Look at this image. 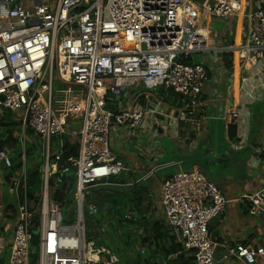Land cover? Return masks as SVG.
<instances>
[{
	"label": "built area",
	"instance_id": "built-area-1",
	"mask_svg": "<svg viewBox=\"0 0 264 264\" xmlns=\"http://www.w3.org/2000/svg\"><path fill=\"white\" fill-rule=\"evenodd\" d=\"M251 6L250 1L245 12L244 0H0V119L9 112L18 119L23 136L27 130L34 132L42 141L43 159L42 190L34 209L26 197L24 150L20 173L10 179L16 221L9 264L118 263L98 261L104 250L95 252L96 242L87 238L85 223V213L96 216L98 209L85 208L84 193L98 180L131 171L116 145L138 138L147 119L154 140L144 152L146 158H158V134L167 129L161 119L171 130L182 124L198 127L207 75L194 55H230L246 73L241 85L251 84L248 99L258 100L252 83L264 78V0L256 1L255 10ZM240 14L246 27L241 43L212 49L191 45L204 22ZM56 84L64 89L55 90ZM159 89L176 93L182 105L170 110ZM262 90L264 94V83ZM55 92L62 97L56 108ZM231 107L221 120L236 127L239 140L229 141L237 152L247 141L248 128L241 123L238 103ZM69 136L79 139L77 157L59 166L62 143L58 141L52 153L51 142ZM187 144L196 150L198 142ZM257 153L264 154V142ZM0 164L13 167L9 152L0 151ZM71 168L76 209L73 224L67 225L51 200L50 181L62 184ZM242 200L249 217L263 222L264 184ZM159 201L162 221L181 247L171 258L184 252L194 258L192 264H214L217 244L209 226L228 204L218 186L198 169L179 171L163 181ZM227 257L261 264L264 249L238 244L227 248Z\"/></svg>",
	"mask_w": 264,
	"mask_h": 264
},
{
	"label": "crops",
	"instance_id": "crops-1",
	"mask_svg": "<svg viewBox=\"0 0 264 264\" xmlns=\"http://www.w3.org/2000/svg\"><path fill=\"white\" fill-rule=\"evenodd\" d=\"M230 19L235 20L234 25L230 26L227 24L223 29H220L217 32L210 28L212 23L219 24V22H221L224 24ZM244 23L245 21L241 14L220 20H208L200 26L201 31L200 29L196 31L197 33L194 35L191 45L197 47L206 46L208 49L221 46H231L233 44L237 45L242 42L244 37ZM205 26H207V30L204 29ZM201 55L203 56V61L205 63L208 62L207 66L203 65L202 62L197 63L195 60L194 61L205 68L207 75V81L203 85L205 105L199 110L202 120L198 122V127H192L189 124H182L178 128L173 127L174 130H171L169 129L167 121L161 119V124L167 129L165 133L162 130L159 131L157 138L159 148L158 158L153 161L152 165L156 163V160H158L159 163L160 160L164 159V150L166 148L162 142L163 139H171L176 145L177 150L174 154L176 153L177 155H184L197 150V148L196 150H190L188 147L187 143L192 139L198 140L201 138L202 142H204L203 145L205 146L208 136H204V133L206 131V125L209 122L215 123L219 121L220 126H222L224 140L230 145L226 130L229 121H222L221 118L227 109L230 110L232 105L238 103L237 111L241 112V123L248 128L247 141L243 147L246 150L245 152L248 153L247 159L243 163L244 168L241 169L242 165L237 162H234L232 166H228L227 163L232 159V155L234 154H227L226 158L221 160V164H223L220 171L221 176L216 178L210 176L208 172L203 170L197 159L198 157L195 158L191 156L189 159L192 163L191 168L187 170L183 169L184 166H187L186 162H188V160H186L184 163H179L176 172L198 169L208 178V180L213 182L221 190L223 196L228 201V204L223 213L218 218L214 219L209 226L211 239L217 244L213 256L214 264H244L235 258H225V256H227V248H234L235 245L238 244L250 247H261L264 249V221L262 222L256 218L249 217L247 213L248 205L242 200V196H247L248 194L255 192L264 184V154L257 153V150L261 151L264 142V111H259L257 115L250 110V106L257 103H261V108H264V94L262 93V83H264V78L258 79L252 83L256 87L253 94L258 96V100H250L248 97L250 96V93L252 94L250 88L251 84L247 87L241 85L242 78L244 79L247 77L246 73L243 72V69H240L239 66L233 63L231 57L227 58L225 55L214 51ZM229 59H231V61ZM227 62L230 64L229 68L227 67ZM167 98L168 100L166 103L170 110L177 109L182 105V102L179 105V98H176L174 95H170ZM253 128H256V131L252 134V131L254 130ZM141 130L138 138L142 139L138 146H135L134 149H127L124 146V143H119L116 145V151L119 146L122 147L121 151L117 153L119 158L130 167L131 171L127 173L130 179L134 182L135 177L138 176L139 180H142L143 183H147L148 181L144 178L143 174L145 170H148L147 172L150 178L153 177L152 175L156 176L157 174H155V171L153 170L154 167L151 164L145 163L147 158L144 156V152L149 149L150 144L154 140V127H152L151 120L147 119L144 128ZM237 133L238 131H236V138L239 140ZM24 149L23 146L22 151ZM242 149L240 151H242ZM230 150L232 153L240 152H234L231 148ZM148 158L152 159L151 157ZM252 161L253 166L250 165V162ZM227 166L228 168L224 169ZM17 174L18 172L13 174L12 171L5 170L0 164V253L4 250V255L6 251L11 248L16 221L15 206L12 204V199L14 200V197L10 194L9 188L11 177H16ZM169 176L170 175L162 178L157 177L152 183L148 182L151 199L143 204L144 208H150L144 215L148 220V222L144 224L145 229L152 226L155 221L162 220V209L159 201L160 192L163 181ZM137 183L133 185L139 186ZM131 229L124 230L125 233L130 232V236L133 239L130 245L123 247V253L127 255L126 258L131 260L128 264H133L132 258L134 257L135 252L138 253V251H135L134 249L135 246L139 245V236L142 235V229L140 230L138 227ZM165 230H167V228L164 229V232ZM168 234L169 237H173L170 230ZM124 244L125 243H123V245ZM96 245L97 243H95V247ZM141 253L143 254L144 252L142 251ZM106 258L107 257L103 258L101 262H107ZM168 260L173 259L171 256L168 257L165 264ZM98 261L100 262V259H98ZM260 262L261 264H264V260Z\"/></svg>",
	"mask_w": 264,
	"mask_h": 264
},
{
	"label": "trees",
	"instance_id": "trees-1",
	"mask_svg": "<svg viewBox=\"0 0 264 264\" xmlns=\"http://www.w3.org/2000/svg\"><path fill=\"white\" fill-rule=\"evenodd\" d=\"M225 57L230 58V55L225 54ZM229 60L231 61V59ZM227 67H230L229 62H227ZM162 94L165 96L164 100L166 102L168 100L167 97L174 95L176 98H179V105L181 104L182 98L176 93L172 91L165 93L162 91ZM13 125L16 124L11 121L1 120L0 127L9 129V136L6 140L0 139V151L4 150L9 152L13 167L5 170H10L14 174L16 172L20 173L22 167L20 159L23 151L15 153L14 155L16 139L12 136V129L9 128ZM236 131L237 129L235 126L228 125L227 133L230 141L237 140ZM26 132L32 133L40 140V142H42L34 132L30 130H27ZM56 141L53 140L51 145L58 143V141L62 143V158L59 162V166H63L70 159L77 157L79 145V139L77 136L63 137ZM24 154L26 163V197L29 200L30 209H34L39 201L38 192L40 189L39 186L41 185L40 169L43 163L41 145L38 147L31 146L29 148L26 146ZM34 157H36V159H34ZM28 166L33 169L31 172H29ZM74 175L75 169L71 168L70 173L63 177L62 184L55 186L54 178L50 181L52 200L59 205L61 212L65 217V221L69 223L73 221L76 209V179ZM115 188V191H110V189H100L97 192L91 191L88 188V190L84 193V206L87 208L93 205L98 209V214L96 216H89L85 213V223H91L94 233L93 235H96L97 238L96 241L101 239L103 244H106L108 249L117 251L118 255L121 257L117 264H128V262L131 261L128 260L126 258L127 255L123 253V247L130 245L133 241L130 236L129 240L131 242H128L129 240H124L123 232L124 230H130L131 228L135 229L138 227L139 229H142V237L139 236V245L135 246L134 249L135 251H138V253L134 251L135 254L132 258L133 264H165L168 257L181 251V247L175 242V239L173 237H169L168 232L170 229L165 226L162 220L155 221L149 231L142 228L145 227L144 224L148 222L144 215L150 208H144L141 196H136L135 198V196H131L129 192L125 190V187H119V185ZM19 191L23 192L21 185ZM130 215L132 217L136 216L137 219H133ZM166 228L167 230L164 232V229ZM87 236L88 239L92 238L91 233ZM37 240L38 236L34 235L32 245L36 246ZM104 240H106V242ZM123 243L125 244L123 245ZM142 251L144 252L143 254L141 253ZM193 262L194 258L191 254L183 252L175 259L168 260L166 264H192ZM0 264H3L2 260L0 261Z\"/></svg>",
	"mask_w": 264,
	"mask_h": 264
},
{
	"label": "rangeland",
	"instance_id": "rangeland-1",
	"mask_svg": "<svg viewBox=\"0 0 264 264\" xmlns=\"http://www.w3.org/2000/svg\"><path fill=\"white\" fill-rule=\"evenodd\" d=\"M245 1V12H248L250 9V1H251V8L252 10H255V3L257 0H244ZM227 24H229L230 26L235 24V20H229L226 21L224 24L219 22V24H215L212 23L211 25V29L215 30L216 32L219 31L220 29H223ZM245 25V23H244ZM204 29H208L207 26L204 27ZM246 35V27L244 29V36ZM193 60H195L197 63H201L203 65H208V62L205 63L203 61V56L201 54H196L193 56ZM55 90H63L64 87L62 85H58L56 84ZM129 91V90H127ZM143 88H141L140 90H138L135 94L137 96L141 95L143 92ZM158 93H162V89H159L157 91ZM120 97L122 98V100L124 99V97L122 95H120ZM62 97L59 96L56 92L54 93V99H53V106L54 108H56L58 106V101L61 100ZM125 102V100H124ZM262 104L261 103H257L254 104L252 106H250V110L254 113L258 115L259 111H264V108L262 109ZM2 121H11L16 125L10 126L9 128L12 129V136L13 138L16 139V144L14 146V155L15 153H19L22 151L23 146L24 148L27 146V148L31 147V146H40L41 142L40 140L33 135L32 133H28L26 132L25 135L22 137L23 133L21 130V126L20 123L18 121V119L10 114L9 112H5L4 111V117L2 119H0V122ZM256 123V122H253ZM254 130L252 131V134L256 131V128H253ZM8 130L7 128L4 127H0V139L2 140H6L9 136L8 134ZM205 133L204 136H208L207 138V143L204 146L202 142V139H198V145H197V150L193 151L192 153H188V154H184V155H177L176 153L174 154V152L177 150L176 149V145L171 141V139H163L162 142L164 143V147L166 148L164 150V159L160 160L158 163V160H156V163L152 165L153 161L155 160V157H153L152 159L147 158L145 160L146 164H151L154 167V171L156 176L152 175L153 177L150 178L149 174H148V170H145L143 172L144 174V178L149 182L152 183L154 181L155 178L159 177H166L168 175H171L173 173H175L178 170L179 167V163H184V161L186 162V160H188L187 166H184V170L190 169L192 166L191 161L189 160L190 157H198V161L200 163V165L202 166L203 170L205 172H208L210 174V176L212 177H216L218 178L219 176H221V169L223 164H221V160L226 158L227 154H234L232 155V159L227 163L228 166H232V164L234 162H237L239 164H241V169L244 168L243 163L244 161L247 159L248 153H246L245 149L238 153H232V151L230 150V145H228V143L224 140L223 137V132H222V126H220L219 121L215 122V123H207L206 128H205ZM24 138H26V140L24 141ZM141 139L142 138H135V139H129L126 143H124V146L128 149H134L135 146H138L139 143H141ZM56 141V140H54ZM23 142H25V144H22ZM57 142V141H56ZM57 143H54V145H51V151L52 153L55 151V146ZM121 146L118 147L117 152L121 151ZM34 159H36V157H34ZM35 162V161H33ZM37 163V162H35ZM150 165V166H151ZM228 166L224 169H227ZM29 168V172H31L33 169L28 166ZM150 178V179H149ZM41 179V176H40ZM112 180L116 181L117 183L120 182H126L125 186H123L122 184L119 185V187H125L129 194L131 196H141V200L142 203H146L150 198V193H149V189H148V182L143 183L142 180L138 179V176L135 177V183L133 182V180L130 179L129 175L127 173L122 174L120 177H115ZM137 184L139 186H135L132 184ZM40 186H39V192L38 195H41V190H42V181L40 180ZM124 184V183H123ZM146 185V186H145ZM118 185H93L89 188V190L97 192L100 189H110V191H115V187ZM52 200V197H51ZM12 204L15 206V202L12 199ZM87 213V212H86ZM247 213H248V209H247ZM131 216V215H130ZM249 216V215H248ZM132 217V216H131ZM133 219H137L136 216L132 217ZM75 220V217L73 219V221H71L70 223L65 221L64 223L69 225V224H73ZM145 228V227H143ZM151 228L148 227L146 228L147 231H149ZM86 230H87V235H90V233L92 234V240L94 242H96V235H93V228L91 227V223L90 222H86ZM141 230V229H140ZM133 232V230H132ZM124 233V240L128 241L129 240V236L128 234L131 233ZM35 234L37 235V232H35ZM131 237V236H130ZM140 237H142L140 235ZM88 238V236H87ZM104 239V238H103ZM99 240V241H98ZM97 240V245L95 247V252H103V255L100 256V260H102L103 258L107 257L106 260L109 262H119L120 256L118 255L117 251L115 250H110L107 248L106 244H103V242L101 241V239ZM106 242V240H104ZM129 242H131L129 240ZM105 250L107 251V256L105 255ZM34 251H35V246H34ZM37 253L34 254V256ZM110 256H112V258H109ZM4 257V250L0 253V261L3 260Z\"/></svg>",
	"mask_w": 264,
	"mask_h": 264
},
{
	"label": "water",
	"instance_id": "water-1",
	"mask_svg": "<svg viewBox=\"0 0 264 264\" xmlns=\"http://www.w3.org/2000/svg\"><path fill=\"white\" fill-rule=\"evenodd\" d=\"M124 182H116V181H114V180H112V179H108V180H105V179H102V180H98V181H96L95 183H94V185H109V184H111V185H119V184H122V185H124L123 184ZM10 253H11V248H9L7 251H6V253H5V255H4V257H3V264H9V259H10Z\"/></svg>",
	"mask_w": 264,
	"mask_h": 264
}]
</instances>
